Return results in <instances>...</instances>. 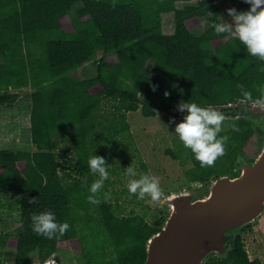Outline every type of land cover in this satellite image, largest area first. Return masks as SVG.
I'll return each mask as SVG.
<instances>
[{"label": "trees", "instance_id": "16d2710c", "mask_svg": "<svg viewBox=\"0 0 264 264\" xmlns=\"http://www.w3.org/2000/svg\"><path fill=\"white\" fill-rule=\"evenodd\" d=\"M242 20L226 19L216 0H0V105L11 106L31 89L32 151L0 147V200L9 216L0 223V248L17 239L14 264H42L61 241L77 239L88 264H142L149 239L166 215L152 220L134 208L117 212L119 192L111 149L132 140L128 113L159 111L177 117L236 118L237 127L207 134L217 147L214 162L192 141L166 152L192 182L231 174L255 132L245 112L226 109L264 103V0H240ZM174 29L165 32L163 14ZM212 14L197 32L190 20ZM70 20V26L63 19ZM246 21V25L242 24ZM257 29L258 32H255ZM257 39V40H256ZM97 58V73H71ZM149 67L151 74L144 70ZM117 153V152H116ZM123 168L133 163L124 160ZM140 181L157 189L146 162ZM99 171L104 172L101 182ZM15 206L18 214L10 220ZM262 264L250 259L242 231L228 251L203 264ZM39 262V263H38ZM3 259L0 257V264Z\"/></svg>", "mask_w": 264, "mask_h": 264}, {"label": "rangeland", "instance_id": "374dc122", "mask_svg": "<svg viewBox=\"0 0 264 264\" xmlns=\"http://www.w3.org/2000/svg\"><path fill=\"white\" fill-rule=\"evenodd\" d=\"M239 1L216 0L217 4L222 7L226 19L229 21L241 19L242 14L238 9ZM211 17L212 14L204 17H195L190 20L189 24L192 29L201 32L212 24ZM63 22L68 28L71 27L68 18H64ZM163 28L168 33L173 31L174 16L172 13L163 14ZM261 30L264 33V27ZM255 32H258L257 29H255ZM144 72L151 74L152 69L147 67ZM71 73L81 78L96 75L97 58L91 59ZM31 104V89L27 87L23 90V95L11 106L0 105L1 148L28 151L35 149L36 145L32 142L30 129ZM226 109L246 112L245 105H231ZM260 118L259 120L251 118L253 119L254 128L264 122V116ZM128 122L133 136L132 140L128 143L127 150L128 153L131 151L136 154L131 156L129 153L128 155H123L121 158L118 155L121 152L120 148L116 149L117 153L114 151V148L111 149V155L115 160L108 166L115 167L116 164H119L122 168H117V174L111 171L108 172L110 179L116 180L114 185L109 184V186L119 192L117 212L128 214L134 208L137 212L145 214L150 220H152L153 214L161 213L166 215V217L168 216L170 207L162 203L167 194L205 187L214 180L213 178L209 183L190 181L184 174V168L191 166V163H188L184 167L179 160L172 158L166 152V149L174 148L179 140H183L184 143L192 141L212 163L216 159L218 150L215 144L208 139L207 134L237 127L238 124L236 118L203 119L197 117H177L162 111H159L155 116H145L140 109L128 113ZM263 144L264 136L256 131L246 145L241 162H252L255 160ZM140 158L146 162L157 189L150 187L149 183L138 179L137 176L143 171L139 166ZM124 160L133 163L128 168L129 172L123 169L125 167V164H122ZM238 165L232 168L231 175L236 176L241 173ZM99 175L102 182L105 176L104 172L99 171ZM8 197L12 198L11 194L0 188V200L6 203L4 200ZM6 212L4 213V210L0 208L2 217L7 218L9 216ZM10 214V220L17 216L18 211L15 206L12 208ZM13 228L14 223L11 225L0 223V231L2 232ZM241 231L245 249L249 256L251 258L260 257L264 262V215L260 216L255 222L245 225L238 232ZM16 244L17 239L15 236H12L8 245L5 248H0V257L3 259L2 264H14ZM212 254L217 255L216 253ZM52 258L60 264H88L77 239L61 241L57 252Z\"/></svg>", "mask_w": 264, "mask_h": 264}, {"label": "water", "instance_id": "95a60500", "mask_svg": "<svg viewBox=\"0 0 264 264\" xmlns=\"http://www.w3.org/2000/svg\"><path fill=\"white\" fill-rule=\"evenodd\" d=\"M257 43L264 56V40ZM245 106L248 118L264 116V103ZM238 168L239 175L167 194L162 203L170 211L149 239L142 264H203L212 253H226L234 235L264 215V144L255 160L240 162ZM42 264L60 263L50 258Z\"/></svg>", "mask_w": 264, "mask_h": 264}, {"label": "flooded vegetation", "instance_id": "af4514ba", "mask_svg": "<svg viewBox=\"0 0 264 264\" xmlns=\"http://www.w3.org/2000/svg\"><path fill=\"white\" fill-rule=\"evenodd\" d=\"M238 20H241V19H238ZM238 20L235 19L234 22L236 23V22H238ZM242 24L246 25L247 23H246V21H244V23H242ZM263 27H264V26H262L261 28L263 29ZM246 117H247V116H246ZM261 117H262V116H261ZM259 119H261V118L258 117L257 120H259ZM257 120H256V121H257ZM212 257L218 258V257H219V254H217V255H212L211 257H209V258L205 261V263H206L208 260H210ZM255 258L260 259L261 262H262V264H264L262 258H260V257H253V258H251V257H250L251 260H253V259H255ZM226 264H233V262H232V261H227Z\"/></svg>", "mask_w": 264, "mask_h": 264}, {"label": "clouds", "instance_id": "9594fccd", "mask_svg": "<svg viewBox=\"0 0 264 264\" xmlns=\"http://www.w3.org/2000/svg\"><path fill=\"white\" fill-rule=\"evenodd\" d=\"M207 260V259H206ZM46 262V261H45Z\"/></svg>", "mask_w": 264, "mask_h": 264}]
</instances>
